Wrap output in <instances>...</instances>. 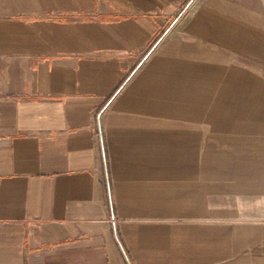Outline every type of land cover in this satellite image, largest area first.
<instances>
[{"label":"crops","instance_id":"0c3cea01","mask_svg":"<svg viewBox=\"0 0 264 264\" xmlns=\"http://www.w3.org/2000/svg\"><path fill=\"white\" fill-rule=\"evenodd\" d=\"M263 222L264 0H0V264H264Z\"/></svg>","mask_w":264,"mask_h":264},{"label":"built area","instance_id":"2783aa9c","mask_svg":"<svg viewBox=\"0 0 264 264\" xmlns=\"http://www.w3.org/2000/svg\"><path fill=\"white\" fill-rule=\"evenodd\" d=\"M96 134L97 137L99 138L101 144L103 143L104 140V135H103V131L101 129V125L99 122H96ZM113 222L115 223L117 220L115 219V217L112 218ZM124 254L126 255V251L124 250ZM127 257V255H126Z\"/></svg>","mask_w":264,"mask_h":264},{"label":"rangeland","instance_id":"374dc122","mask_svg":"<svg viewBox=\"0 0 264 264\" xmlns=\"http://www.w3.org/2000/svg\"><path fill=\"white\" fill-rule=\"evenodd\" d=\"M117 220V223L119 222L118 221V219H116ZM263 224H264V222H263ZM259 245H261V252H262V254L264 255V240L262 241V243L261 244H259ZM260 251V250H259Z\"/></svg>","mask_w":264,"mask_h":264}]
</instances>
